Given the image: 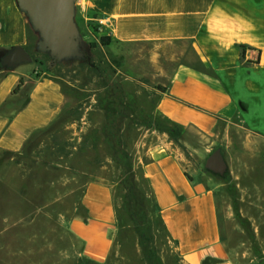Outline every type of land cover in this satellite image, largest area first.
Returning a JSON list of instances; mask_svg holds the SVG:
<instances>
[{
	"label": "rangeland",
	"instance_id": "rangeland-1",
	"mask_svg": "<svg viewBox=\"0 0 264 264\" xmlns=\"http://www.w3.org/2000/svg\"><path fill=\"white\" fill-rule=\"evenodd\" d=\"M76 22L85 57L51 67L28 21L31 63L42 66L39 77L60 85L66 103L52 127L27 140L21 153L0 151V264H80L82 246L68 222L86 219L82 200L91 183L111 189L118 216L106 264H187L146 171L151 150L169 142L188 171L224 185L221 222L230 260L264 264V165L258 155H243L236 134L240 150H220L226 173H212L206 161L217 142L193 129L180 131L158 110L178 65L196 60L189 45L103 46L104 30L88 18L83 0L76 1Z\"/></svg>",
	"mask_w": 264,
	"mask_h": 264
},
{
	"label": "crops",
	"instance_id": "crops-1",
	"mask_svg": "<svg viewBox=\"0 0 264 264\" xmlns=\"http://www.w3.org/2000/svg\"><path fill=\"white\" fill-rule=\"evenodd\" d=\"M83 3L88 18L107 20L102 26L105 35L121 45H189L196 60L178 65L159 99V112L186 131L216 141L224 154L240 150L234 140L241 135L242 154L258 155L264 165V0ZM29 41L28 20L16 0H0L1 152L21 153L27 140L52 127L66 103L60 85L38 76L37 62L24 63L30 66L22 69L24 64L5 63L10 52L26 48ZM21 80L23 85L14 93ZM256 145L260 148L251 150ZM151 157L147 176L184 261L234 264L222 232L224 185L188 171L171 142L154 147ZM245 167L253 170L249 163ZM82 201L86 219L68 222L82 246L77 259L80 264H106L116 221L111 189L91 183Z\"/></svg>",
	"mask_w": 264,
	"mask_h": 264
},
{
	"label": "water",
	"instance_id": "water-1",
	"mask_svg": "<svg viewBox=\"0 0 264 264\" xmlns=\"http://www.w3.org/2000/svg\"><path fill=\"white\" fill-rule=\"evenodd\" d=\"M77 0H16L34 31L39 34L38 48L49 53L51 67L59 62L85 57L87 44L81 37L76 22ZM5 63L11 67L31 63L32 56L23 46L10 52ZM206 168L224 175L227 165L220 150H216L206 161Z\"/></svg>",
	"mask_w": 264,
	"mask_h": 264
},
{
	"label": "trees",
	"instance_id": "trees-1",
	"mask_svg": "<svg viewBox=\"0 0 264 264\" xmlns=\"http://www.w3.org/2000/svg\"><path fill=\"white\" fill-rule=\"evenodd\" d=\"M113 42V39L110 37V36H103L102 38H101V44L103 45V46H110L111 45V43ZM241 49L243 50V51H245L246 50V47L245 46H241ZM23 83H24V81L23 80H21L20 81V84H19V86L17 87V89L15 90V92L14 93H17L19 90H20V88H21V86L23 85ZM160 90H161V88H159ZM164 117V116H163ZM165 118V117H164ZM165 120L166 121H169L167 118H165ZM169 122H171V121H169ZM172 123V122H171ZM176 128H178L180 131L181 130H183V128L182 127H180V126H178V125H176V124H174V123H172ZM181 134V133H180ZM214 153V152H213ZM211 156V155H210ZM210 171V170H209ZM212 172V171H211ZM212 173H214V172H212ZM191 179V178H190ZM149 181V180H148ZM149 183H150V181H149ZM150 185H151V183H150ZM151 188H152V186H151ZM152 191H153V189H152ZM153 193H154V191H153ZM155 195V194H154ZM160 212H161V210H160ZM116 216H117V211H116ZM117 218H118V216H117ZM165 227H166V225H165Z\"/></svg>",
	"mask_w": 264,
	"mask_h": 264
},
{
	"label": "built area",
	"instance_id": "built-area-1",
	"mask_svg": "<svg viewBox=\"0 0 264 264\" xmlns=\"http://www.w3.org/2000/svg\"><path fill=\"white\" fill-rule=\"evenodd\" d=\"M107 24V20L103 19L102 21H100L99 25L102 27L104 25Z\"/></svg>",
	"mask_w": 264,
	"mask_h": 264
}]
</instances>
